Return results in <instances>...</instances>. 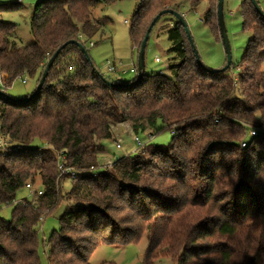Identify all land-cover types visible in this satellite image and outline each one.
Masks as SVG:
<instances>
[{
    "label": "trees",
    "instance_id": "16d2710c",
    "mask_svg": "<svg viewBox=\"0 0 264 264\" xmlns=\"http://www.w3.org/2000/svg\"><path fill=\"white\" fill-rule=\"evenodd\" d=\"M112 1L39 0L30 14L33 42L22 46L12 39L16 25L1 18L20 3L0 4V137L6 143L0 149V205L12 204L11 218L0 216V264H41L38 225L60 203L64 209L47 243L48 264H88L98 245L136 244L143 231L153 236L142 264L172 253L176 245L177 264H264V20L250 0L241 1L242 28L250 37L235 79L230 67L213 73L198 65L173 21L165 30L175 57L165 74L144 72L137 83L136 76L123 81L102 74L114 83L107 85L70 41L85 47L99 29L93 9ZM199 1L189 0L192 8ZM207 1L202 21L220 40L217 0ZM168 6L167 0L139 1L129 22L137 52L151 19ZM64 43L41 89L28 98ZM22 76L34 82L32 91L23 99L4 95ZM119 123L149 136L172 129L171 143L166 148L145 143L114 156L111 173L101 165L100 142ZM144 148L168 155L159 161L162 170H148L156 162L143 161ZM54 153L78 172L75 178L58 176ZM216 154L219 160L206 166ZM189 162L197 166L190 174L184 168L170 174ZM60 178L69 180V189ZM27 183L41 193L35 201H16ZM162 188L171 193L161 196Z\"/></svg>",
    "mask_w": 264,
    "mask_h": 264
},
{
    "label": "rangeland",
    "instance_id": "374dc122",
    "mask_svg": "<svg viewBox=\"0 0 264 264\" xmlns=\"http://www.w3.org/2000/svg\"><path fill=\"white\" fill-rule=\"evenodd\" d=\"M38 1L39 0H22L20 6L16 10L4 12L1 15V18L4 21L11 22L16 25L12 39L15 41V43H17L18 46L27 45L33 42L29 24L30 14L32 7ZM139 1L140 0H114L109 4L100 3L93 9L92 19L93 22L99 23V29L89 39L93 45L88 44L89 41H87L85 49L87 50L91 62L101 74H105L107 61L117 64L120 63L126 70L130 65L136 64L137 49L135 47L138 45V43L133 45L130 39L129 22L131 20L132 13L137 7ZM241 1L242 0H223V21L231 50L232 64L228 72L231 75H237L241 71L239 61L241 60V56L250 37V32L242 28L243 20L240 12ZM256 1L260 9L264 11V0ZM14 2H16V0H0V4ZM167 4L169 5L167 8L171 7L173 9L175 7V9H177V11L183 15L202 66L208 70L221 68L225 61L222 43L220 40L214 38L208 26L202 21L203 15L210 3L207 0H200L194 8L191 7L189 0H167ZM124 20L128 21V23H124ZM173 21H176L174 17L165 14L162 15L152 27L144 52L145 73H156L162 69L165 71L166 66L174 59L175 54L171 50V42L168 39L165 30L166 26H169V23ZM155 57H158L160 62H155ZM261 70L264 71V62L261 66ZM109 76L110 79H113L116 76L123 81H128L134 77L130 72H112L109 73ZM22 80H24V82H22ZM0 88H2L1 81ZM33 88L34 82L31 79L22 76L16 78L10 84V86L4 90V94L16 99H23L32 91ZM253 128L251 127V129ZM112 133L113 135L110 139H104L100 142L103 149L102 155L100 156L103 159L101 162L102 166L108 163L112 164L114 156H124L126 154L135 152L139 145L145 143L166 148L170 145L173 135L172 129L160 130L153 136L135 134L132 132L128 123H119L112 126ZM134 136L138 137L140 144L133 140ZM0 140H2L1 137ZM35 144L37 143L35 142L32 145ZM117 144H119V147L116 146ZM37 145H39V143ZM39 150H44V147L39 146ZM140 153L143 156L144 162H147L149 159L150 161L155 159L156 163H152V166L148 169H154V171L162 170L159 161L167 158L168 156L155 153V151V154L153 155V152H150L148 148H144V151ZM218 155L219 154H216V156L209 155V159L213 160H206V166L215 164ZM218 160L219 159H217V161ZM164 161H166V159ZM164 168L167 167L165 166ZM181 168H184L187 174H190V172L196 169L197 166L191 162L186 164V167L175 166L173 169H170V174L175 175L178 172H183ZM106 169H108L107 171L111 173L113 172L112 165L107 166ZM60 182H62L64 186L63 188H65V190L69 189L68 179L60 178ZM170 183L171 181H168L165 183V185ZM34 187H39L37 182L35 183ZM165 193H171V191L169 192L163 189V194L160 192L161 196L165 195ZM24 199L35 201L37 198L35 196L31 197L28 190L23 187L17 191L15 200L17 201ZM159 201L168 203V205H172L174 203V200H167L163 199L162 197ZM11 209L12 204L0 205V216L6 220H9L11 218ZM63 209L64 205L63 203H60L51 212V214L44 217L38 225V236L41 240L38 256L41 264H48L46 257L47 243L51 233L54 230H57L60 226L59 216L61 215ZM169 209L174 210L173 207ZM179 210H181V207ZM203 211L204 209L200 213L203 214ZM179 213L180 211L177 212L176 215ZM44 215L45 214H43L41 217ZM172 225H175L174 220H172ZM74 236L79 238L80 233H76ZM152 236L153 234H151L150 231H143L136 244H127L123 246L100 244L92 251L87 263L142 264L145 251L147 249V243L149 238ZM165 242L166 241L163 240L162 243L165 244ZM42 243H44L46 246L43 247ZM80 245L81 243H76V247H79ZM175 251L176 254L177 251H180L179 245H176L172 253L165 251V253L162 254L164 256L158 255L159 258L155 259L154 261L148 260L149 263L147 264H177L176 259H174L177 257V255L174 253Z\"/></svg>",
    "mask_w": 264,
    "mask_h": 264
},
{
    "label": "water",
    "instance_id": "95a60500",
    "mask_svg": "<svg viewBox=\"0 0 264 264\" xmlns=\"http://www.w3.org/2000/svg\"><path fill=\"white\" fill-rule=\"evenodd\" d=\"M250 2L252 3L253 7L255 8L256 12L260 15V17L264 20V11L262 9H260L258 3L256 0H250ZM171 15L172 17L175 18V20L177 21V23L182 27L187 41L191 47L192 53L194 55L195 60L197 61L198 65H200L204 70L213 72V73H222L225 72L231 65V50H230V46H229V41L227 38V34H226V28L224 25V21H223V0H217L216 3V16H217V25H218V29H219V36H220V41L222 43L223 46V50H224V54H225V62L224 65L221 68L215 69V70H208L205 69L202 64L200 63V60L198 58L197 52L195 50L194 47V43L192 41V38L190 36L189 30L187 28V24L184 20V17L182 14H180L177 10L172 9V8H164L161 11H159L149 22L145 33L143 35V38L140 41L139 44V49L137 52V58H136V69H137V74L134 80V83H137L140 81V79L143 77V73H144V67H145V61H144V52H145V48H146V44L149 38V34L151 32L152 27L156 24V22L158 21V19L162 16V15ZM72 43H76L80 49V51L84 54L85 58L87 60H90L87 50L85 49V47L78 42L75 41H70ZM67 43L62 44L52 55L51 57L47 60L40 78L38 80L37 85L35 86L34 91L32 92V94L28 97H32L34 96L42 87L44 80L47 76V72L49 70V68L51 67V65L53 64V61L55 59V57L57 56V54L59 53L60 49L63 48ZM96 73L100 76V78L107 84V85H114L113 82L107 80L99 71H96ZM0 93H2L0 91ZM4 94V93H3ZM6 95V94H4ZM117 157V156H116Z\"/></svg>",
    "mask_w": 264,
    "mask_h": 264
},
{
    "label": "built area",
    "instance_id": "2783aa9c",
    "mask_svg": "<svg viewBox=\"0 0 264 264\" xmlns=\"http://www.w3.org/2000/svg\"><path fill=\"white\" fill-rule=\"evenodd\" d=\"M16 2L21 4L22 0H16ZM124 23H128V21L124 20ZM78 38L81 41H83L85 39V37L81 33L78 34ZM88 44L93 45L91 42H89ZM154 60H155V62H160V59L158 57H155ZM106 63H107V66H106L105 74H109L112 72H119V73L130 72L133 74L134 77L137 74L136 64L130 65L129 68L126 70L123 68V66L120 63L117 64V63H114L111 61H107ZM158 73L159 74H165L166 70L165 71H163V69L159 70ZM232 76L235 79L236 75H232ZM22 82H24V80H22ZM255 131H256L255 129H251L250 134L254 135ZM133 140L135 142H137L138 144H140L137 136H134ZM240 145L243 147L245 145V140L242 141ZM5 146H6L5 141L0 140V149H4ZM116 146L119 147V144H117ZM47 149H48V147L44 146V150H47ZM54 155H56V157H57L56 168L58 171V176H67L70 179L75 178L76 175L78 174V172L74 168L65 164V157L61 154H56V153H54ZM110 165L111 164L108 163V164H104L102 167L104 169H106V167L110 166ZM25 187L27 188V190L31 196H36V195L41 193L39 190H35L34 187H32V185L29 183H27L25 185Z\"/></svg>",
    "mask_w": 264,
    "mask_h": 264
},
{
    "label": "crops",
    "instance_id": "0c3cea01",
    "mask_svg": "<svg viewBox=\"0 0 264 264\" xmlns=\"http://www.w3.org/2000/svg\"><path fill=\"white\" fill-rule=\"evenodd\" d=\"M200 21H201V20H200ZM115 78L120 80V78H118V77H116V76H115ZM121 80H122V79H121Z\"/></svg>",
    "mask_w": 264,
    "mask_h": 264
}]
</instances>
